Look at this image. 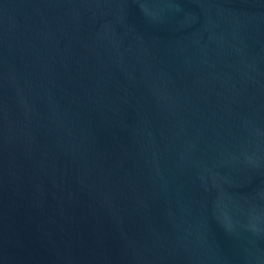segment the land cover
<instances>
[{"label":"water","instance_id":"95a60500","mask_svg":"<svg viewBox=\"0 0 264 264\" xmlns=\"http://www.w3.org/2000/svg\"><path fill=\"white\" fill-rule=\"evenodd\" d=\"M0 264H264V0H0Z\"/></svg>","mask_w":264,"mask_h":264}]
</instances>
